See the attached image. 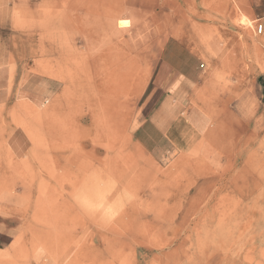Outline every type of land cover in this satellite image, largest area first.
<instances>
[{
  "label": "rangeland",
  "instance_id": "1",
  "mask_svg": "<svg viewBox=\"0 0 264 264\" xmlns=\"http://www.w3.org/2000/svg\"><path fill=\"white\" fill-rule=\"evenodd\" d=\"M0 264H264V0H0Z\"/></svg>",
  "mask_w": 264,
  "mask_h": 264
},
{
  "label": "crops",
  "instance_id": "2",
  "mask_svg": "<svg viewBox=\"0 0 264 264\" xmlns=\"http://www.w3.org/2000/svg\"><path fill=\"white\" fill-rule=\"evenodd\" d=\"M166 54H167V57L164 56ZM163 56L165 58V59L162 60L163 61V65L164 66L171 65L170 60L168 58V50L167 49L165 50ZM155 114H156V112H155ZM154 119L155 118L152 119V117H151V119L149 121H147V124H145L146 122H143L140 125H138L133 131V135H134L136 141L145 149H149V148L152 147L151 139L146 137L148 132L151 133V134H155V135H158V133L159 134H164L162 132V130L159 128V125L155 122Z\"/></svg>",
  "mask_w": 264,
  "mask_h": 264
},
{
  "label": "built area",
  "instance_id": "3",
  "mask_svg": "<svg viewBox=\"0 0 264 264\" xmlns=\"http://www.w3.org/2000/svg\"><path fill=\"white\" fill-rule=\"evenodd\" d=\"M262 29H263L262 28V24L257 25L256 28H255V33L256 34H261L262 33ZM200 66H202V64Z\"/></svg>",
  "mask_w": 264,
  "mask_h": 264
},
{
  "label": "bare ground",
  "instance_id": "4",
  "mask_svg": "<svg viewBox=\"0 0 264 264\" xmlns=\"http://www.w3.org/2000/svg\"><path fill=\"white\" fill-rule=\"evenodd\" d=\"M71 223V222H70ZM73 230V229H72ZM73 250V249H72Z\"/></svg>",
  "mask_w": 264,
  "mask_h": 264
}]
</instances>
